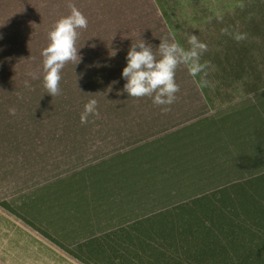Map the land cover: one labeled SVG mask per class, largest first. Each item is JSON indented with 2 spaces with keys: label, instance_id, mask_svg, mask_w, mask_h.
<instances>
[{
  "label": "rangeland",
  "instance_id": "rangeland-1",
  "mask_svg": "<svg viewBox=\"0 0 264 264\" xmlns=\"http://www.w3.org/2000/svg\"><path fill=\"white\" fill-rule=\"evenodd\" d=\"M237 3L0 0V128L14 129L0 134V204L68 248L88 236L86 221L72 224L87 214L121 225L106 212L105 187L112 181L121 208L151 211L142 239L164 253L163 262L264 264V0H245L244 10ZM69 4L84 13L88 27L77 41L81 61L65 65L61 94L52 97L43 85L41 53ZM225 27L248 39L236 42L222 34ZM190 34L208 45L201 60L214 66L207 77L214 87L199 88V76L181 65L178 99L167 113L152 97L123 91L133 41L143 39L155 50L160 39L175 36L187 48ZM92 97L100 118L89 116L82 125ZM37 184L44 186L38 193ZM115 243L109 254L143 244L135 248L129 235ZM93 251L73 252L101 254Z\"/></svg>",
  "mask_w": 264,
  "mask_h": 264
},
{
  "label": "clouds",
  "instance_id": "clouds-1",
  "mask_svg": "<svg viewBox=\"0 0 264 264\" xmlns=\"http://www.w3.org/2000/svg\"><path fill=\"white\" fill-rule=\"evenodd\" d=\"M68 6L70 13L55 23L48 33L49 43L41 53L43 85L52 97L61 94V72L65 65L69 62L76 65L81 61L77 41L81 34L80 30L88 27V19L84 13L74 4ZM246 6L245 0H238L236 4L241 10ZM251 15L249 13V19ZM216 19L222 21L223 13L217 12ZM221 32L231 36L238 43L248 39L247 33L239 30L230 31L228 27L222 28ZM187 44L189 47L185 48L175 36L164 37L154 50L153 46L143 39L133 41L127 52V64L122 70V77L126 80L123 91L132 98L152 97L153 104L161 106L162 113H167L178 99L176 94L180 91V86L176 82V71L181 65L187 67L189 75L194 79L199 76L197 81L199 88L214 87L207 79L214 66L210 61L201 60L208 50V45L195 34L188 35ZM115 54L116 50L110 51V55ZM29 75L33 79L37 78L35 73ZM25 83L29 86L27 81ZM9 114L15 116L16 108L10 107ZM89 116L100 118L98 101L94 97L84 105L80 115L82 125L89 122Z\"/></svg>",
  "mask_w": 264,
  "mask_h": 264
},
{
  "label": "trees",
  "instance_id": "trees-1",
  "mask_svg": "<svg viewBox=\"0 0 264 264\" xmlns=\"http://www.w3.org/2000/svg\"><path fill=\"white\" fill-rule=\"evenodd\" d=\"M2 119V118H0ZM14 129H8L0 128V134L5 135L8 133L13 132ZM75 175V174H73ZM112 182V181H111ZM111 182H106V187L108 190L106 191V195L104 196V200H107V214L109 217H119L122 220L121 225H114L111 227L109 224L110 219L106 223L98 222L97 220H92L88 217V214L85 215L81 220L77 222L74 221L72 224H82L86 221L85 225L87 226V230H90L88 236L85 238V240L77 239L76 242H73L70 247H60L64 251L70 253L73 257L78 258L81 262L85 264H199L197 260H193L191 258H177L175 261H170L171 257H166V262L162 260V257L164 258V253H162L160 250L157 252L155 250L150 249L151 245H153L150 241L151 239L147 238L148 240L142 239L145 236L146 228H148V225L150 223V212L149 210H135L134 208H121L119 205L120 203V194L118 192H115V189H109L113 185ZM38 186L37 193L41 192L43 189V185L37 184ZM120 187V191L123 190L125 187ZM125 190V189H124ZM123 190V192H124ZM120 192V193H123ZM126 193H123V195ZM112 196H116L114 200L110 201V198ZM74 197L72 198V200ZM71 200V201H72ZM48 204L53 206V198L51 201L47 202ZM1 208H3L5 211L16 217L17 219L21 220L24 224L28 225L29 227L36 230L38 233H41L38 229L34 227L33 224L28 222L26 219L22 218L18 214H16L12 209L9 208V206H6L4 204H0ZM72 206V205H70ZM117 210H115V208ZM114 212L112 213V211ZM135 212H142V213H135ZM77 216V215H73ZM151 218V217H150ZM92 222H89V221ZM100 223V225H98ZM91 225H96L95 230H93ZM89 226V228H88ZM118 226V227H117ZM146 228H145V227ZM116 227V228H115ZM152 230L150 231V233ZM86 234V233H84ZM125 235H129L132 238H135V245L134 247L137 248L141 243L142 245L139 246V249H134L131 246H127L124 248V251L119 253L118 255L114 253L115 255L109 254L107 251V247H113V252L115 249V245H112V241L116 240L119 237H124ZM44 237L52 241L48 236L43 234ZM142 239V240H141ZM100 240H103L106 244L103 246L100 242ZM54 242V241H52ZM171 241L167 242V246L165 249V252H168L170 248H168ZM92 244L94 247L92 248ZM149 244V245H148ZM84 250L87 249L89 251L94 252L93 250H99L101 254L97 256H86V255H79L74 254V248ZM104 252V253H103ZM108 257V258H106Z\"/></svg>",
  "mask_w": 264,
  "mask_h": 264
},
{
  "label": "crops",
  "instance_id": "crops-1",
  "mask_svg": "<svg viewBox=\"0 0 264 264\" xmlns=\"http://www.w3.org/2000/svg\"><path fill=\"white\" fill-rule=\"evenodd\" d=\"M0 207V264H85Z\"/></svg>",
  "mask_w": 264,
  "mask_h": 264
}]
</instances>
